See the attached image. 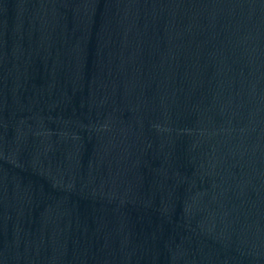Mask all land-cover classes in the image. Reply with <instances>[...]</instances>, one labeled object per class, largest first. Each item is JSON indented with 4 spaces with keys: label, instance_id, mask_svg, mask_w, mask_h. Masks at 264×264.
Masks as SVG:
<instances>
[{
    "label": "water",
    "instance_id": "1",
    "mask_svg": "<svg viewBox=\"0 0 264 264\" xmlns=\"http://www.w3.org/2000/svg\"><path fill=\"white\" fill-rule=\"evenodd\" d=\"M0 264H264V0H0Z\"/></svg>",
    "mask_w": 264,
    "mask_h": 264
}]
</instances>
